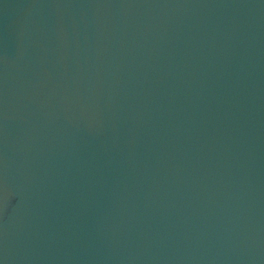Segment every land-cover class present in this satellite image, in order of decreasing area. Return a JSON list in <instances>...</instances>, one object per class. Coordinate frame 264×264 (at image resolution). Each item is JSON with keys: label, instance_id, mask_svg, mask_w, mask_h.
Segmentation results:
<instances>
[{"label": "water", "instance_id": "obj_1", "mask_svg": "<svg viewBox=\"0 0 264 264\" xmlns=\"http://www.w3.org/2000/svg\"><path fill=\"white\" fill-rule=\"evenodd\" d=\"M0 264H264V0H0Z\"/></svg>", "mask_w": 264, "mask_h": 264}]
</instances>
